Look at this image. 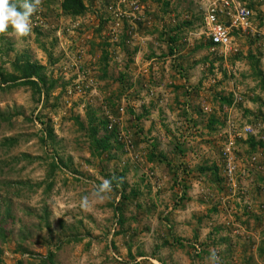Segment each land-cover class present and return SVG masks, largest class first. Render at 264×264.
<instances>
[{
	"label": "rangeland",
	"instance_id": "374dc122",
	"mask_svg": "<svg viewBox=\"0 0 264 264\" xmlns=\"http://www.w3.org/2000/svg\"><path fill=\"white\" fill-rule=\"evenodd\" d=\"M5 1L0 69L26 57L44 66V84L0 83V264H264V0H233L252 14L249 28H230L226 50L204 33L210 0H81L75 15L61 0ZM171 54L167 64L194 76L202 115L208 93L233 88L241 102L229 116L254 132L235 140L230 185L220 156L229 101L217 98V162L201 165L194 198L189 176L178 182L139 158L127 116L128 100L153 94L139 86L157 70L144 63L162 67Z\"/></svg>",
	"mask_w": 264,
	"mask_h": 264
},
{
	"label": "crops",
	"instance_id": "0c3cea01",
	"mask_svg": "<svg viewBox=\"0 0 264 264\" xmlns=\"http://www.w3.org/2000/svg\"><path fill=\"white\" fill-rule=\"evenodd\" d=\"M170 56L172 57L173 54L167 56L166 60L161 61L163 63L162 67L164 71L174 76L170 74L167 77L160 76L163 74V68L158 65V57L154 58V62H151V60L144 63L147 66L150 63L151 71L154 68L157 70L151 72L152 76L145 74V78L140 80L139 86L152 90L153 94L144 100H136L138 97L128 100V105H130L134 114L127 112V116L130 119L129 122L133 123L134 126L137 125L136 127L139 129L134 135L135 140L133 142L134 150L137 151L136 149H138L140 155L144 153L139 158L143 162L145 160L147 164L157 166L164 164L165 168L162 165L163 167H160V170H164L170 176L177 177L178 182H180V178H182L181 182H184V177L189 176L187 177L191 187L189 195L194 198L195 195H192V192L195 193L197 189L199 191L202 189L200 186L202 184L193 183L195 176H199L198 169L206 163L217 162V146L210 139H214L215 142L217 140L216 134L218 127L222 124V113L215 105L217 104L218 95L213 90L212 94H207L208 100L213 104V110L209 114H201L202 112L197 105L200 98L197 95L201 91H197V95L192 93L193 83H195L193 82L195 80L194 76L193 78L190 75L185 76L181 72L183 68H177L174 64L173 67L170 63L167 64L169 58H171ZM142 64L134 65L137 71L143 67ZM192 65L193 63L190 66ZM194 68L190 67L189 72L193 74ZM132 78L133 81L134 76ZM136 81L132 83L133 88H131V91L134 89ZM141 93H143L142 87L139 94L142 95ZM249 95L252 96L250 92ZM245 102L248 105L247 100ZM152 154L154 156L151 157ZM238 157L240 159L245 158L243 155ZM254 174L252 181L255 180L254 183H257L261 176L257 173ZM203 175L208 177L207 172ZM199 177L201 178V176ZM179 185L182 184L179 183Z\"/></svg>",
	"mask_w": 264,
	"mask_h": 264
},
{
	"label": "built area",
	"instance_id": "2783aa9c",
	"mask_svg": "<svg viewBox=\"0 0 264 264\" xmlns=\"http://www.w3.org/2000/svg\"><path fill=\"white\" fill-rule=\"evenodd\" d=\"M227 14L230 21L228 23L223 22L220 19L221 14ZM251 10L239 4L233 0H210L203 11L202 23L204 27V33L209 43L214 46H220L224 50L228 48L231 41L230 28H237L245 30L249 28ZM212 82V81H209ZM230 96V102L228 104H222V113H225L224 118V131L226 133L225 141L220 148V156L222 158L223 171L230 185H234L233 175L237 168V158L235 154V140L237 137L243 134H253V129L249 124L243 123L238 125L229 116L234 105L241 102V96L236 89L230 88L228 91ZM119 111H122L123 106H120ZM200 109L202 112L210 111V108L204 102H201ZM110 127V124H108ZM222 128V131H223ZM255 153L250 154L244 159V167L240 174L246 175V171L249 172V167L255 161Z\"/></svg>",
	"mask_w": 264,
	"mask_h": 264
},
{
	"label": "trees",
	"instance_id": "16d2710c",
	"mask_svg": "<svg viewBox=\"0 0 264 264\" xmlns=\"http://www.w3.org/2000/svg\"><path fill=\"white\" fill-rule=\"evenodd\" d=\"M9 2L5 0H0V8L7 9L9 7ZM60 7L62 11L69 13L70 15H75L78 13H81L83 11V4L81 0H61L60 1ZM13 9H16V6H12ZM11 66L13 68V71L10 73L4 72L2 69H0V83H9V85H24V84H30V85H39L44 84V76H43V69L44 66L37 64L34 61L28 60L26 57L18 58L16 57L12 62ZM18 73V74H15ZM259 88L264 93V82L259 81ZM219 103H227V99L230 102V96L223 97L218 96ZM93 132V131H92ZM45 133L48 135L49 131L45 129ZM249 143L254 145L252 136H248ZM98 143H101L99 140H97ZM23 157H28L27 154H21ZM53 165V163H52ZM53 167V166H52ZM202 168H199L198 171H200Z\"/></svg>",
	"mask_w": 264,
	"mask_h": 264
}]
</instances>
